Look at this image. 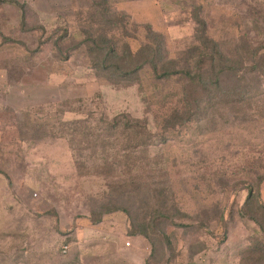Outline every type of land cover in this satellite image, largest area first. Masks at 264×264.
<instances>
[{"label":"rangeland","instance_id":"obj_1","mask_svg":"<svg viewBox=\"0 0 264 264\" xmlns=\"http://www.w3.org/2000/svg\"><path fill=\"white\" fill-rule=\"evenodd\" d=\"M117 1L137 36L151 24L169 56L192 68L204 21L225 65L235 64L221 81L225 94L249 95L168 129L182 109L177 80L145 71L140 83L112 85L88 69L87 49H76L101 0H0V264H263L264 0ZM121 113L152 133L132 173L122 158L105 178L92 162L75 164L68 138H55ZM118 178H137L142 192L129 201ZM143 181L157 183V199Z\"/></svg>","mask_w":264,"mask_h":264},{"label":"trees","instance_id":"obj_2","mask_svg":"<svg viewBox=\"0 0 264 264\" xmlns=\"http://www.w3.org/2000/svg\"><path fill=\"white\" fill-rule=\"evenodd\" d=\"M118 3L117 0L112 4L109 3V0H101L96 4L97 11L89 16L86 22L88 25L83 27L84 38L76 45V49L82 47L87 49L90 59L88 69H91L98 77L107 80L112 85L119 86L140 83V76L145 71H149L158 82L167 83L177 80L181 85L180 103L182 109L175 110L173 115L166 119L168 129L183 127L195 118L202 119L204 113L208 114L210 108L214 107L215 111H219L218 108L221 107L222 109L225 103L230 108L235 106V103L239 105L247 99L249 93L237 91L236 95L239 100L236 102L232 99V92L230 95H226L225 90L222 89L221 81L225 75H234L237 71L235 64L233 66L225 65L226 57L222 44L220 46L219 42L208 36L207 25L204 21H199L196 34L200 46H196L195 49L198 51L200 59L196 68H192L189 59L171 58L169 56L164 34L155 31L151 24L142 25L144 26L143 38L137 36L139 24L132 20V17L127 13L118 11ZM105 18L108 20L105 21ZM130 39L139 42L137 48H134ZM69 59L70 54L62 58L61 61H68ZM245 65L247 64H243L242 67ZM255 67L254 65L253 68ZM260 75L264 77V70L260 72ZM192 90L196 91L199 98H193ZM69 104L68 101L62 103L63 106H69ZM90 124L84 127L77 126L78 128H74L71 135L63 133L56 137L52 135L51 138H68L73 150L79 152V157L75 155V164L80 161L92 162L90 170L103 175L105 178L111 173L116 175L113 168L117 167L120 162L119 159L122 158L127 164L128 170L126 172L132 173L130 161H133V166L138 167L134 161L137 160L135 155L142 152V148L148 146L147 141L152 137L146 123L121 113L112 118L102 115L96 122V126H94V121ZM124 140H126V145L121 144ZM74 143L77 144L75 148ZM86 150H94V152H90V155L84 160L82 154ZM118 175L121 174L118 173ZM118 182L119 185L122 184L120 186L121 193L129 194L128 196L123 195L129 201L133 194L138 195L142 192V185L137 178L128 182H122L118 178ZM263 182L264 177L260 179V183ZM144 183L150 187V192L147 193L148 198L153 195L157 199V192H159L157 183ZM161 196L166 200L160 209L168 215L171 200L166 192L161 193ZM114 208L116 211L119 210L115 205ZM121 211L129 213V210L123 207H121ZM169 249L173 251L170 244ZM67 253L68 251L63 255L65 256ZM262 253L264 254V249ZM166 264H170V260Z\"/></svg>","mask_w":264,"mask_h":264},{"label":"built area","instance_id":"obj_3","mask_svg":"<svg viewBox=\"0 0 264 264\" xmlns=\"http://www.w3.org/2000/svg\"><path fill=\"white\" fill-rule=\"evenodd\" d=\"M67 252V248H64V251H63V253H66Z\"/></svg>","mask_w":264,"mask_h":264}]
</instances>
